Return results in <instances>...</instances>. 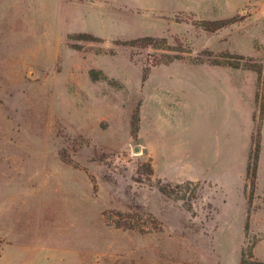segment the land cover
Masks as SVG:
<instances>
[{"label": "rangeland", "instance_id": "1", "mask_svg": "<svg viewBox=\"0 0 264 264\" xmlns=\"http://www.w3.org/2000/svg\"><path fill=\"white\" fill-rule=\"evenodd\" d=\"M242 259L264 263V0H0V264Z\"/></svg>", "mask_w": 264, "mask_h": 264}, {"label": "trees", "instance_id": "2", "mask_svg": "<svg viewBox=\"0 0 264 264\" xmlns=\"http://www.w3.org/2000/svg\"><path fill=\"white\" fill-rule=\"evenodd\" d=\"M137 41H139V42H148V43H151V42H153L154 40H153L152 38H143V39H141V40L133 41V43H137ZM149 45H150V44H149ZM232 65H233V67H237L239 64H238V62H236V63H233ZM249 69L255 70V69H253V67H250V66H249ZM255 71H257V70H255ZM257 72H258V71H257ZM99 73H100V72H99ZM90 75L92 76L93 79H98V72L92 70V71L90 72ZM103 79H104V76H103ZM160 190H161L162 192H165L164 189H161V188H160ZM241 263H242V264H245V262H243V259H242ZM251 264H264V263L253 262V263H251Z\"/></svg>", "mask_w": 264, "mask_h": 264}]
</instances>
